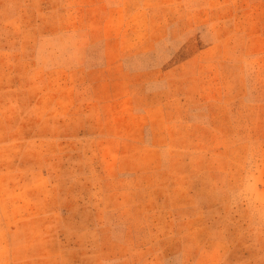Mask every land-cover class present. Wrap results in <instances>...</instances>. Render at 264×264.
<instances>
[{
    "label": "rangeland",
    "instance_id": "374dc122",
    "mask_svg": "<svg viewBox=\"0 0 264 264\" xmlns=\"http://www.w3.org/2000/svg\"><path fill=\"white\" fill-rule=\"evenodd\" d=\"M0 264H264V0H0Z\"/></svg>",
    "mask_w": 264,
    "mask_h": 264
}]
</instances>
